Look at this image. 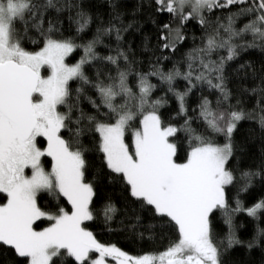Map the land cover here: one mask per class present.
<instances>
[{"label":"snow or ice","instance_id":"1","mask_svg":"<svg viewBox=\"0 0 264 264\" xmlns=\"http://www.w3.org/2000/svg\"><path fill=\"white\" fill-rule=\"evenodd\" d=\"M107 3L105 21L84 0H0V194L6 201L0 203V264H65L69 257L75 264H107L108 257L117 264H227L225 254L243 243L234 216L264 217V197L250 206L239 198L257 178L264 182V148L258 164L241 168L237 153L243 149L233 135L242 120L255 121L264 145V68L238 63L235 91L226 71L242 51H264V0H139L127 21L122 0ZM65 12L73 35L61 30ZM141 13L155 29L154 42L144 37L146 72L137 69L139 61L124 42V33L142 27ZM94 21L92 38L78 43ZM192 22L199 37L189 29ZM25 39L43 46L28 50ZM189 40L192 46L165 70L163 61ZM98 45L108 54L97 52ZM77 48L83 55L66 63ZM85 64L96 69L94 78L85 74ZM150 77L166 85L164 95L153 98L157 85ZM178 79L185 81L183 91ZM205 86L215 99L200 95L189 115L188 96ZM168 94L177 108L165 119L160 109ZM84 99L93 111L81 107ZM196 121L204 131L193 127ZM86 136L100 154L101 169L92 175ZM43 157L50 158V168ZM98 180L122 187L120 229L141 239H151L157 228L170 231L175 238L166 250L133 256L96 239L85 222L102 216L110 225L118 211L110 197L97 207ZM41 193L50 198L45 204ZM217 212L227 226L222 237L215 231ZM42 219L49 224L37 230ZM246 246H264V228L257 225Z\"/></svg>","mask_w":264,"mask_h":264},{"label":"trees","instance_id":"2","mask_svg":"<svg viewBox=\"0 0 264 264\" xmlns=\"http://www.w3.org/2000/svg\"><path fill=\"white\" fill-rule=\"evenodd\" d=\"M139 0H122L124 8L126 10L125 20H129L132 18L131 13L132 10L136 7ZM84 3L91 6V11L95 15L99 13V15L105 21L108 19V3L107 0H84ZM142 24V27L137 31L134 29H130L129 32L124 33V42L125 46L130 45L133 52L135 53L139 63L136 65L137 69L140 71H148V56L149 52L144 51V37L148 36L150 40L154 42V25L147 20L145 14H138L137 17ZM63 26L62 31L65 36L73 35L75 31V26L69 30V21L67 19V13L62 14ZM238 25L240 21L237 22ZM96 27V23H94L87 29L84 33L81 34L82 39H78V43L86 42L91 39ZM189 29L191 32H194L197 37L200 36L199 27L195 25V22H192L189 25ZM31 34H35L34 32ZM42 40V38H41ZM113 43L114 40L109 41V39L105 38V43ZM199 43V40H197ZM22 45L28 50H37L38 47H42V42L34 44L30 40H23ZM191 41H186L184 45L180 46V53H178L172 60L163 61V65L165 70L172 67V63L174 60H179L180 56L184 51L187 50L188 47H191ZM96 51L101 55H107L108 49L103 45H98L96 47ZM81 55H83L82 49L77 48L74 49L72 53H70L69 58L67 59V63H76ZM215 58V57H214ZM250 62L254 65L256 69L264 68V51L260 49H248L246 51H242L240 56L229 62L230 66L226 69L229 76V87L234 91L238 87V80L236 73L233 71L238 63ZM182 70H183V66ZM85 74L89 76L90 79L94 78L96 69L92 67L90 64L84 65ZM106 70V69H105ZM46 75V70L43 72ZM114 74V73H113ZM150 80L153 84H156L157 87L153 91V98L164 95L166 92V85H161L159 80L156 77H150ZM70 85L73 87L76 86L75 81H71ZM129 85L133 87V91H137L135 87V77L134 75L129 76ZM176 86L183 91L185 86V81L182 79H178L176 81ZM85 92L88 96L93 97L99 102V97L96 95L95 90L91 89L89 86H85ZM200 95H206L210 100H214L215 96L204 87V91L201 93L198 90L194 89L193 93H191L187 98V106L189 109V115H194L192 109L196 107V104L199 100ZM167 98L169 99V103L161 107L160 112L163 117L167 119L168 115L174 112L177 108V104L174 98L171 97V94H168ZM117 102H120V97H117ZM81 107L85 109V111H93L91 104L88 103L86 99L81 101ZM246 107H252V102L249 101ZM175 123H179V119L173 121ZM137 126L135 123L133 127ZM193 127H196L199 131H204V126L202 122L196 121L193 123ZM207 135H213V138L216 142H223V137L220 135H214L210 132H206ZM131 135V130L126 133V142L128 141ZM234 140L237 144H239L243 151L237 153L239 156V164L241 168H247L250 166H254L259 163L262 156V148L264 145L261 143L260 132L258 125L255 121L250 120H242L238 125L236 130L234 131ZM83 143L90 149V151L85 153L86 159L89 161L91 168L89 169V175L96 173L101 169V161L99 159L100 154L95 152L92 149V142L90 137L86 136L83 138ZM180 159L183 158V153L179 154ZM43 162L45 163L46 168H50V158L43 157ZM106 171V169H105ZM98 191L97 197H94L96 201L97 207L102 205L106 198L110 197L113 204H115L117 208L116 219H114L110 225H106L103 221L102 216L94 221H87L85 225H87L88 230L93 232V235L96 239L105 244L114 243L117 247L121 248L122 251L127 252L129 255H143L145 253H150L154 255H158L160 252L166 250L169 245L171 239H174V234L170 231H161L159 228L155 230V233L151 239L147 237V235L141 239L134 234L121 230L117 221L121 219L125 212V201H124V192L122 191V187L117 184H109L107 181H97ZM235 195V190L229 192V196ZM41 198L39 202L41 204H45L48 202L50 198L46 196V194L41 193ZM264 197V182H261L259 178L256 179L253 186L247 191L240 193V199L243 202L244 206H250L255 201ZM6 202L3 199V194H0V203ZM62 206L65 207V210L70 211L71 205L67 203L65 199H61ZM215 231L217 236L222 237L227 232V226L223 222V218L217 212L215 214ZM147 222V220L145 221ZM234 225L237 237L243 242L241 244L235 245L232 249H230L225 254V260L227 264H264V246H256L251 250L247 248V242L252 239L255 234L256 227L259 225L260 228H264V217H262L259 221L254 220L253 218L247 216L244 212H239L234 216ZM49 222L47 220H40L36 222V225L39 226L37 230L40 228L47 227ZM34 225V227L36 226ZM112 230H109V229ZM55 259V258H54ZM69 261H72V264H75L73 258L69 257L66 259L65 264H69Z\"/></svg>","mask_w":264,"mask_h":264},{"label":"rangeland","instance_id":"3","mask_svg":"<svg viewBox=\"0 0 264 264\" xmlns=\"http://www.w3.org/2000/svg\"><path fill=\"white\" fill-rule=\"evenodd\" d=\"M69 56H70V54H69ZM69 56L68 57H66V63H67V59L69 58ZM45 70H46V74H47V67L45 66V67H42V69H41V74L42 75H45L43 72H45ZM71 82V81H70ZM42 161H43V158H42ZM26 172H30V170H28V169H26ZM87 222V221H86ZM85 222V223H86ZM96 255V253H90V256H95ZM107 259V264H117V262L115 261V260H113L111 257H108V258H106Z\"/></svg>","mask_w":264,"mask_h":264}]
</instances>
